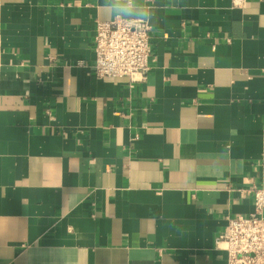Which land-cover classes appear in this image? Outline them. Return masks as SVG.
Listing matches in <instances>:
<instances>
[{
    "label": "crops",
    "instance_id": "0c3cea01",
    "mask_svg": "<svg viewBox=\"0 0 264 264\" xmlns=\"http://www.w3.org/2000/svg\"><path fill=\"white\" fill-rule=\"evenodd\" d=\"M132 0H0V264H226L264 186V0H143L144 81L99 78Z\"/></svg>",
    "mask_w": 264,
    "mask_h": 264
},
{
    "label": "built area",
    "instance_id": "2783aa9c",
    "mask_svg": "<svg viewBox=\"0 0 264 264\" xmlns=\"http://www.w3.org/2000/svg\"><path fill=\"white\" fill-rule=\"evenodd\" d=\"M150 29L148 19L135 16L116 14L108 20H96L92 64L95 75L144 81L150 68ZM250 191L253 210L228 217L226 228L214 242L217 249L225 252L226 264H264V186L252 185Z\"/></svg>",
    "mask_w": 264,
    "mask_h": 264
},
{
    "label": "clouds",
    "instance_id": "9594fccd",
    "mask_svg": "<svg viewBox=\"0 0 264 264\" xmlns=\"http://www.w3.org/2000/svg\"><path fill=\"white\" fill-rule=\"evenodd\" d=\"M118 15L122 17H133L138 19H147L148 12L144 10L143 0H132L131 3L124 2L119 5Z\"/></svg>",
    "mask_w": 264,
    "mask_h": 264
}]
</instances>
